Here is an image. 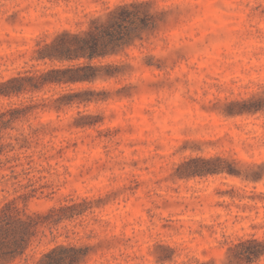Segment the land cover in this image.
<instances>
[{
    "label": "rangeland",
    "instance_id": "rangeland-1",
    "mask_svg": "<svg viewBox=\"0 0 264 264\" xmlns=\"http://www.w3.org/2000/svg\"><path fill=\"white\" fill-rule=\"evenodd\" d=\"M5 215L0 264H264V0H0Z\"/></svg>",
    "mask_w": 264,
    "mask_h": 264
},
{
    "label": "trees",
    "instance_id": "trees-1",
    "mask_svg": "<svg viewBox=\"0 0 264 264\" xmlns=\"http://www.w3.org/2000/svg\"><path fill=\"white\" fill-rule=\"evenodd\" d=\"M95 52H90L91 58ZM29 221L5 215L0 217V258L12 259L22 255L29 239ZM70 248L56 246L43 253L37 264H67L74 256L66 254Z\"/></svg>",
    "mask_w": 264,
    "mask_h": 264
}]
</instances>
